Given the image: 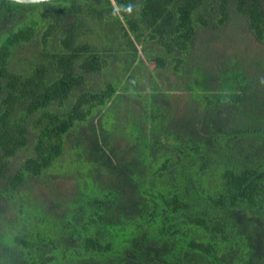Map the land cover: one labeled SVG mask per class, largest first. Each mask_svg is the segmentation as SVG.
<instances>
[{
    "label": "trees",
    "instance_id": "trees-1",
    "mask_svg": "<svg viewBox=\"0 0 264 264\" xmlns=\"http://www.w3.org/2000/svg\"><path fill=\"white\" fill-rule=\"evenodd\" d=\"M233 17L264 44V0H0V264H264V75L196 53Z\"/></svg>",
    "mask_w": 264,
    "mask_h": 264
},
{
    "label": "rangeland",
    "instance_id": "rangeland-1",
    "mask_svg": "<svg viewBox=\"0 0 264 264\" xmlns=\"http://www.w3.org/2000/svg\"><path fill=\"white\" fill-rule=\"evenodd\" d=\"M196 53L198 59H203L206 62L207 68L211 67L210 62L217 59L225 60L227 56H239L243 63L251 67L252 71L257 67L256 71L264 75V44L257 41L255 37H249L246 22L239 17H233L230 27L226 30L221 32L206 31L200 34L197 39ZM146 64H149V58ZM189 101L188 97L181 98L176 112L178 117L187 114ZM125 106V102L119 106L122 117L126 115Z\"/></svg>",
    "mask_w": 264,
    "mask_h": 264
},
{
    "label": "water",
    "instance_id": "water-1",
    "mask_svg": "<svg viewBox=\"0 0 264 264\" xmlns=\"http://www.w3.org/2000/svg\"><path fill=\"white\" fill-rule=\"evenodd\" d=\"M16 2H22V3H39L44 1H50V0H13Z\"/></svg>",
    "mask_w": 264,
    "mask_h": 264
}]
</instances>
